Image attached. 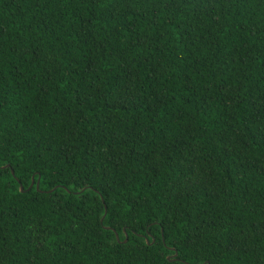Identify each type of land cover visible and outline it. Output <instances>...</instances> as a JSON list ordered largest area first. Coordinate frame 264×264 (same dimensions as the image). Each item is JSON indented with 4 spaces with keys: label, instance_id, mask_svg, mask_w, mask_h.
<instances>
[{
    "label": "trees",
    "instance_id": "obj_1",
    "mask_svg": "<svg viewBox=\"0 0 264 264\" xmlns=\"http://www.w3.org/2000/svg\"><path fill=\"white\" fill-rule=\"evenodd\" d=\"M196 7L132 5L193 23L188 39L165 21L160 53L110 35L123 5L83 44L91 7L0 0V149L12 162L0 178V264H200L193 233L218 264H264V0H213L199 18ZM69 73L76 82L58 87ZM69 180L98 191L87 193L96 203L54 205L63 193L50 196L52 183L75 191ZM86 212L103 224L82 227ZM110 221L133 225L126 241Z\"/></svg>",
    "mask_w": 264,
    "mask_h": 264
},
{
    "label": "snow or ice",
    "instance_id": "obj_2",
    "mask_svg": "<svg viewBox=\"0 0 264 264\" xmlns=\"http://www.w3.org/2000/svg\"><path fill=\"white\" fill-rule=\"evenodd\" d=\"M70 2H76V3H83L86 7H91L92 11L88 18L83 20V23L81 25V29L79 31V35L81 37V41L83 44L89 43V37H92L95 41L96 37H98L99 32L102 30V26L98 27L99 21L101 20H116L118 15H121V6H124V12H123V18L124 22L122 24H118L116 27L112 28V31L110 33L111 36H114L115 39L119 42L120 40H123L124 44L127 48H145L149 52L155 50L157 52L162 53L164 48L162 45L170 42L165 40V33L160 31L161 27L164 26L165 21L168 26L171 27L173 30V33L178 32L180 35L191 39V32L193 29V23L191 21H188L187 18L184 22L178 21L175 17V14L171 15H165L163 18L156 16L155 12H153V15L151 17L145 18L144 12L140 11L139 9L132 8L133 4H150L152 9L154 10L158 4H163L165 9H168L169 12H171L173 9L176 11H179L181 8V5H195L196 7V17L199 18L201 15L200 12V5H203L205 3L211 4L213 0H70ZM95 22V23H94ZM143 23L144 28H141L138 30V24ZM96 29L94 32L93 29ZM145 29L147 31H145ZM172 35V33H169V37ZM107 39V37H105ZM155 45V49H154ZM94 47H98L100 49H104V42L101 41L98 45L93 44ZM19 55L23 57L25 55V51H20ZM103 56V53H102ZM144 60L148 59L147 55L143 56ZM49 63L55 66L56 60L55 57L49 58ZM95 65L92 62H89V64L85 67L84 71L86 73H92L94 70ZM168 72V69L165 68L164 70L160 71V76H165ZM75 75H80V73H76ZM69 77H71L68 81H62L58 87H64L68 86L70 83H75V77L72 73H69ZM97 79L99 78V75L97 74ZM49 79H51V74L49 75ZM53 84L56 83L55 80L52 81ZM188 83H191V81H188ZM46 91V90H45ZM134 98V97H133ZM39 99V97H37ZM76 99L79 100L80 104L83 105L85 102L88 101L89 95L85 94L83 97H81L79 94L76 95ZM126 100H121L120 103H126ZM11 161L8 160V158L5 156L3 149H0V178L3 177L4 173L7 172L8 166L11 165ZM16 168H19V164L16 165ZM16 168L11 169V175L16 174ZM28 184H33V179L30 178L27 181ZM69 184H73L75 191H72L68 189L67 187L61 188L58 183L55 181L52 183V191L49 192V195L51 196L53 192L55 193H63V195H57L53 197V203L56 206H63V201L65 195L67 196H75L79 198L81 201H87L88 203H96L95 200H88L87 193L92 192L95 196H100L101 194L88 187H80L79 185L74 184V180H69ZM34 186V185H33ZM18 187H23V185H18ZM132 205V210L135 211L136 208L139 207L138 204H136L135 201H130ZM65 215L68 211H70V208L63 209ZM89 213H84V219L82 220V227L89 230H96L98 225L103 224V220H96L93 222V220L89 219ZM101 216L104 218H107V213L101 212ZM110 225L112 227H115L119 229L118 232L115 234L118 238H122L124 240H127L128 237L126 235L127 231L133 227L131 224H124V223H114L110 221ZM258 234H264V225H261V231ZM56 235V234H51ZM249 238H252V233L250 232ZM190 244L192 245L194 251H196L199 255H197L196 259L199 260L200 264H218V259L215 254H208V255H202V251L205 248V245L201 239V237L193 233L190 238ZM236 243L233 242L232 245L229 247H235ZM225 250H228L227 248ZM236 250L239 251V248L236 247ZM173 255H178V253H173ZM170 264H177L176 260H172ZM183 264H186V261L183 262Z\"/></svg>",
    "mask_w": 264,
    "mask_h": 264
},
{
    "label": "water",
    "instance_id": "obj_3",
    "mask_svg": "<svg viewBox=\"0 0 264 264\" xmlns=\"http://www.w3.org/2000/svg\"><path fill=\"white\" fill-rule=\"evenodd\" d=\"M33 184H31V185H29V188L32 186ZM37 185H38V183H36V187H37ZM20 190H23V188L22 187H20ZM115 236H116V238L118 239V237H117V235L115 234ZM124 241H126V240H124Z\"/></svg>",
    "mask_w": 264,
    "mask_h": 264
}]
</instances>
